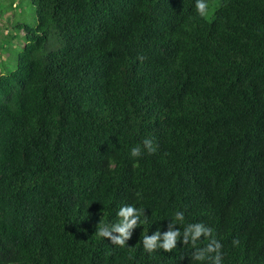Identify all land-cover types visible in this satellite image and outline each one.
Masks as SVG:
<instances>
[{"label": "trees", "instance_id": "trees-1", "mask_svg": "<svg viewBox=\"0 0 264 264\" xmlns=\"http://www.w3.org/2000/svg\"><path fill=\"white\" fill-rule=\"evenodd\" d=\"M27 1L0 74V264H193L191 244L142 246L177 211L223 264H264V0H208L210 19L195 0ZM124 204L148 218L120 247L97 232Z\"/></svg>", "mask_w": 264, "mask_h": 264}, {"label": "clouds", "instance_id": "clouds-1", "mask_svg": "<svg viewBox=\"0 0 264 264\" xmlns=\"http://www.w3.org/2000/svg\"><path fill=\"white\" fill-rule=\"evenodd\" d=\"M208 0H195V10L197 14L204 17L208 13ZM142 151L152 154L156 151L152 138H145L141 145L130 148V156L133 158L140 157ZM119 218L114 224H101L97 235L106 238L111 244L125 247L126 242L132 235V231L147 221L145 209H141L132 204H124L116 211ZM144 217V219H141ZM177 224H184L183 211L174 213V219L167 224V230L161 231L159 228L152 234H146L142 240L143 249L151 255L156 250L171 252L177 248V243L191 244V260L193 264H223V254L221 252L222 244L219 240L211 238L212 229L204 223L186 224L181 230ZM201 237L208 238L209 243L204 247H197ZM238 240H233L232 244H238Z\"/></svg>", "mask_w": 264, "mask_h": 264}, {"label": "rangeland", "instance_id": "rangeland-1", "mask_svg": "<svg viewBox=\"0 0 264 264\" xmlns=\"http://www.w3.org/2000/svg\"><path fill=\"white\" fill-rule=\"evenodd\" d=\"M215 4L210 5L206 19H210ZM35 8L27 0H0V74L11 71L18 53L24 46L23 31L16 25L33 26Z\"/></svg>", "mask_w": 264, "mask_h": 264}, {"label": "flooded vegetation", "instance_id": "flooded-vegetation-1", "mask_svg": "<svg viewBox=\"0 0 264 264\" xmlns=\"http://www.w3.org/2000/svg\"><path fill=\"white\" fill-rule=\"evenodd\" d=\"M18 25V24H17ZM23 25H25V24H23ZM23 35H24V33H23Z\"/></svg>", "mask_w": 264, "mask_h": 264}]
</instances>
